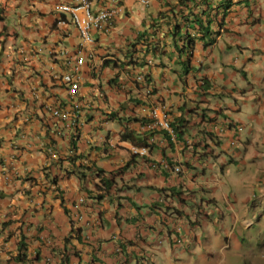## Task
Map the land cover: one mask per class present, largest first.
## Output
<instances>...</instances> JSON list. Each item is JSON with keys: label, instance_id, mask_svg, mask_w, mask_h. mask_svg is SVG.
I'll use <instances>...</instances> for the list:
<instances>
[{"label": "crops", "instance_id": "obj_1", "mask_svg": "<svg viewBox=\"0 0 264 264\" xmlns=\"http://www.w3.org/2000/svg\"><path fill=\"white\" fill-rule=\"evenodd\" d=\"M80 1L0 0V264H239L231 249L264 264V0H88L119 9L90 46L55 10ZM78 53L79 124L61 131L50 110H68L61 80ZM162 104L186 121L175 142L149 130ZM230 121L244 126L235 147L232 128L212 129ZM86 168L114 189L95 198Z\"/></svg>", "mask_w": 264, "mask_h": 264}, {"label": "built area", "instance_id": "obj_2", "mask_svg": "<svg viewBox=\"0 0 264 264\" xmlns=\"http://www.w3.org/2000/svg\"><path fill=\"white\" fill-rule=\"evenodd\" d=\"M142 3L146 4L147 1L143 0ZM55 10L60 14H66L69 16L71 23L79 33L80 46L92 45L93 39L91 38L90 31L105 29L109 25L112 17L119 12L118 8H106L94 13L91 10L88 0H82L74 5L59 4L55 7ZM67 64L70 71L62 77L61 81L67 91L69 103L68 110L58 108L50 110L51 116L56 118L62 124L61 131L76 128L79 124V114L81 110L79 103V89L85 58L78 53L70 59ZM137 80H140V78H137ZM141 81L143 82L144 80L142 79ZM146 94H150V89L148 87ZM145 116L149 120V130H153V138L155 132L159 128L172 134L171 126L167 120V107L164 104L150 108ZM150 141H153L152 138H150ZM47 152L52 161L57 159V154L54 152L53 148H50ZM133 153L136 154V151H133ZM163 168L167 169L168 167L167 165H163ZM97 174L96 171H93L91 176H96V182L100 184L102 178H99ZM108 178L110 182L112 177Z\"/></svg>", "mask_w": 264, "mask_h": 264}, {"label": "clouds", "instance_id": "obj_3", "mask_svg": "<svg viewBox=\"0 0 264 264\" xmlns=\"http://www.w3.org/2000/svg\"><path fill=\"white\" fill-rule=\"evenodd\" d=\"M191 51V50H190ZM137 78H140V80H137L136 79V82L137 83H143V82H146V77H144V76H138ZM144 80L143 82L141 81V80ZM140 81V82H139ZM147 88V87H146ZM147 95V94H146ZM149 95V94H148ZM147 95V96H148ZM167 115L169 116V111H168V109H167ZM167 120H168V122H169V124H170V126H171V130H172V134H169L168 132H166V131H164V130H162L161 128H159L158 129V131H157V133L160 131V132H162L163 134L162 135H164L165 137H166V140L168 141V142H175L178 138H179V134L180 133H183L182 131L180 132V129L181 128H183L184 127V125H185V123H186V121H184V122H182V123H180V120L178 121V123H172L171 121H170V119H169V117L167 118ZM227 127H229V128H227ZM231 128L234 130V134H235V138H234V140L231 142V146L233 145L234 147H235V145L237 144V142L239 141V137H240V135H241V133L244 131V126L242 125V124H232V122L230 121V122H226V123H224L223 122V124L221 125V126H219V128H217L216 126L214 127H212V129L215 131V133L218 135V136H221V135H223L227 130H231ZM141 141V144L140 145H138V147H137V151H136V154H134L133 152V155H136V156H142L143 158H147L148 157V155H149V147L150 146H152L153 145V141L151 142L150 141V143H145V140H143V139H141L140 140ZM159 164V166L158 167H156V166H154L155 168H157V169H159L160 171H171L172 173H174V174H179V173H181V171H182V168L179 166V165H174V164H171V163H169V162H167V161H165V160H161V162H159L158 163ZM163 165H167V169H164L163 168ZM100 171V173L99 172H97L98 174V177L99 178H102L101 179V182H100V184L99 183H97L96 182V176H92V178H90L92 181H94L95 182V184H94V192H95V198L96 197H101V196H104V195H106L107 193H108V191L111 189V188H113V185H115V184H117V183H114L113 182V180H111L110 182H109V178H106L105 177V175L103 174V171L102 170H99V169H90V173H92L93 171ZM68 172V171H67ZM87 172H89V170L87 171ZM93 182V183H94ZM105 183H108L109 184V186H107ZM96 187H98V188H96ZM114 189V188H113ZM79 202L80 203H82L83 202V200L82 199H80L79 200ZM192 204V208H193V210H196V212H198L199 210H202V211H204L205 209H206V206L205 205H203V206H201V204L200 203H197V202H193V203H191ZM82 222V218H81V216L80 215H78L77 217H76V221L75 222H72L75 226L78 224V223H81ZM196 221H193V223H195ZM84 225L85 226H91L92 225V223H89V222H85L84 223ZM178 231H179V229H178ZM176 234V238L174 239V241H173V243H174V245H176V246H180L181 244H183L184 243V240L183 239H180L179 240V238L177 237V234H179V233H175ZM228 248V247H227ZM227 248H224V249H222V250H226ZM175 249H177V247L175 248ZM256 253H257V250H254ZM117 252L118 253H121V249L119 248V250H117ZM243 263L242 264H244V263H246V257H244L243 256Z\"/></svg>", "mask_w": 264, "mask_h": 264}, {"label": "rangeland", "instance_id": "obj_4", "mask_svg": "<svg viewBox=\"0 0 264 264\" xmlns=\"http://www.w3.org/2000/svg\"><path fill=\"white\" fill-rule=\"evenodd\" d=\"M214 55L217 57V58H220L219 55H218V50L216 49L214 51ZM174 71L176 72H182V68L178 67L177 69H174ZM175 75V72L173 73ZM176 76V75H175ZM219 81V79H217ZM221 80V79H220ZM247 86V85H245ZM235 173V169L233 167H231V174H234ZM147 207H151L150 205H148ZM137 209H140L139 207H137ZM141 209H144V208H141ZM217 220V218H216ZM212 228L208 229L207 231H210L211 233H213L212 231ZM218 248L217 246H215L214 249H211L213 252H214V256L216 257L217 254L219 253L218 252ZM245 250H241V249H231L230 252H229V256L230 258H233L234 261L237 260V257L239 258V264H242L243 263V256H247V254H245ZM253 256L256 255V252L253 251L252 252Z\"/></svg>", "mask_w": 264, "mask_h": 264}, {"label": "trees", "instance_id": "obj_5", "mask_svg": "<svg viewBox=\"0 0 264 264\" xmlns=\"http://www.w3.org/2000/svg\"><path fill=\"white\" fill-rule=\"evenodd\" d=\"M186 44H188V45H191L192 44V41H190V40H188L187 42H186ZM121 138L123 139V141H127L128 139H131V142H133L134 143V135L133 136H131V134L129 133V132H125V133H123L122 135H121ZM90 171V169L89 168H86L85 170H83V171H81V172H78L77 173V179L79 180V182L81 183V186H83V187H85V183L88 181V178L85 176V172H87V171ZM96 171V170H95ZM96 172H99L100 173V171H96ZM68 172H66V174H67ZM107 186H109V184L108 183H105ZM96 188H98V187H96ZM25 249V245L22 243H20V246H19V254H20V256H19V258L20 257H22V251Z\"/></svg>", "mask_w": 264, "mask_h": 264}]
</instances>
